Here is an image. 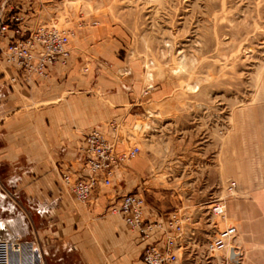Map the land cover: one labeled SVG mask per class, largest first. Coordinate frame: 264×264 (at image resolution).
Returning a JSON list of instances; mask_svg holds the SVG:
<instances>
[{
	"label": "rangeland",
	"instance_id": "obj_1",
	"mask_svg": "<svg viewBox=\"0 0 264 264\" xmlns=\"http://www.w3.org/2000/svg\"><path fill=\"white\" fill-rule=\"evenodd\" d=\"M47 2L56 4L27 27L72 31L75 50L72 64L48 89L87 95L89 112H123L107 119L118 122L117 134H106L119 150L140 147L122 167L119 183L143 196L145 218L184 207L203 246L228 225L240 232L242 218L262 228L264 0ZM67 80L70 91L63 86ZM231 181L237 182L234 195L226 192ZM219 196L226 197L228 221L210 215ZM25 216L30 239L38 219L32 212ZM37 247L44 264H84L65 247L51 246L49 254L47 246ZM208 256L201 261L225 264L224 251Z\"/></svg>",
	"mask_w": 264,
	"mask_h": 264
},
{
	"label": "crops",
	"instance_id": "obj_2",
	"mask_svg": "<svg viewBox=\"0 0 264 264\" xmlns=\"http://www.w3.org/2000/svg\"><path fill=\"white\" fill-rule=\"evenodd\" d=\"M55 4L47 0H0V26L13 10L25 16V26H32ZM0 36V239H19L34 247L42 244L47 246V250L43 247L46 254L51 246L65 247L78 254L84 264H145L142 254L146 244L120 215L110 212L123 195L130 193L129 185L119 183L122 167L116 172L113 189H97L90 204L79 202L60 183L61 172L78 169L85 158L82 146L86 134L95 127L110 132L109 118L123 112H89L92 105L87 95L65 96L66 92L61 94L58 88L48 89L57 85L60 72L72 64L74 48L68 64L52 67L48 78H37L30 84L12 82L14 70L4 61L1 49L15 34L9 30ZM85 83L78 82L77 86ZM72 85L70 80L63 84L66 91ZM54 101L60 103L52 104ZM26 212L38 219L31 224L30 239ZM12 213L18 215L8 218ZM262 215V228L244 218L240 232L237 228L240 240L233 244L240 251L239 264H264ZM35 228L44 234L38 231L37 235ZM158 239L154 236L153 242ZM173 264L205 263L183 251Z\"/></svg>",
	"mask_w": 264,
	"mask_h": 264
},
{
	"label": "built area",
	"instance_id": "obj_3",
	"mask_svg": "<svg viewBox=\"0 0 264 264\" xmlns=\"http://www.w3.org/2000/svg\"><path fill=\"white\" fill-rule=\"evenodd\" d=\"M24 23L25 16L12 11L3 20L0 32L13 30L15 37L1 49V55L14 70L11 81L30 84L37 78H48L52 67L68 64L74 33L54 25L40 24L30 28ZM109 126L117 134L118 122L113 120ZM82 150L86 156L80 167L61 172V180L64 188L78 201L90 203L97 189L114 186L117 170L136 157L140 147L131 146L119 150L116 139L111 140L103 130L95 127L86 134ZM236 189L237 182L231 181L226 192L234 195ZM110 212L120 215L126 225L137 234L140 242L146 244L142 254L145 264H173L183 251L200 260L205 257L209 260L211 252L224 251L225 264H239L230 260L232 247L240 252L238 246L232 243L238 235L235 225L218 230L214 238L203 246L196 233L197 229L190 228L192 215L184 207L163 218L146 219L143 196L130 192L123 195L118 204L111 207ZM209 212L211 217L225 221L226 197L214 198L209 205ZM156 235L159 239L153 242ZM42 261L43 254L38 247L19 239H0V264H44Z\"/></svg>",
	"mask_w": 264,
	"mask_h": 264
},
{
	"label": "water",
	"instance_id": "obj_4",
	"mask_svg": "<svg viewBox=\"0 0 264 264\" xmlns=\"http://www.w3.org/2000/svg\"><path fill=\"white\" fill-rule=\"evenodd\" d=\"M240 252H236V248L232 247L230 249V260L234 263H239Z\"/></svg>",
	"mask_w": 264,
	"mask_h": 264
},
{
	"label": "bare ground",
	"instance_id": "obj_5",
	"mask_svg": "<svg viewBox=\"0 0 264 264\" xmlns=\"http://www.w3.org/2000/svg\"><path fill=\"white\" fill-rule=\"evenodd\" d=\"M227 217H228V215H227ZM227 220V219H226ZM228 221V220H227Z\"/></svg>",
	"mask_w": 264,
	"mask_h": 264
}]
</instances>
